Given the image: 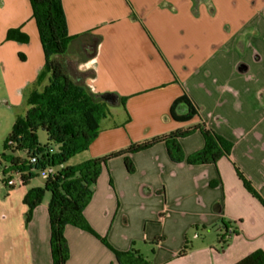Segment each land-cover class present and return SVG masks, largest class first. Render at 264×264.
I'll use <instances>...</instances> for the list:
<instances>
[{
	"label": "crops",
	"instance_id": "0c3cea01",
	"mask_svg": "<svg viewBox=\"0 0 264 264\" xmlns=\"http://www.w3.org/2000/svg\"><path fill=\"white\" fill-rule=\"evenodd\" d=\"M61 6L71 38L64 55L69 73L90 94L117 100L84 161L70 167L200 123L232 145L227 157L208 165L175 162L163 143L128 155L132 173L122 157L108 161L83 211L92 230L113 250L133 247L153 264H236L264 254V0H61ZM32 21L28 0H0V50L29 53L39 42ZM10 30L27 42L7 40ZM183 96L196 115L178 122L169 113ZM186 112L177 108V115ZM179 142L184 158L204 145L199 132ZM48 202L32 210L22 235L0 245V264H52ZM222 222L235 229L225 245L218 243ZM64 237L66 264H119L82 229L66 225ZM185 243L189 251L179 257Z\"/></svg>",
	"mask_w": 264,
	"mask_h": 264
},
{
	"label": "trees",
	"instance_id": "16d2710c",
	"mask_svg": "<svg viewBox=\"0 0 264 264\" xmlns=\"http://www.w3.org/2000/svg\"><path fill=\"white\" fill-rule=\"evenodd\" d=\"M28 1L44 57L43 68L47 84L41 92H35L31 96L24 117L17 120L6 137L5 152L1 156L2 174L16 173L20 185L26 186L31 180L40 177L41 172L59 168L44 180L42 187L31 189L23 201L28 208L25 218V222H28L32 210L42 202L44 194H50L47 211L52 264H66L69 258V249L64 237L66 225L75 226L98 238L113 251L119 264H153L133 247L124 252L113 250L104 238H100L92 230L84 218L83 211L92 198L101 169L108 161L122 157L127 172L132 173L134 167L128 155L160 143L165 145L169 158L175 162L185 161L188 165L215 164L221 157L230 154L232 145L200 123L132 143L124 149L89 160L77 167L66 166L73 156L88 149L97 135L99 122L109 116V106L117 103V100L116 96L110 93L90 94L79 78L69 73L64 55L71 38L67 33L61 0ZM7 40L25 43L27 37L18 30H10ZM118 103L124 106L125 100L119 99ZM180 105L187 107V112L181 116L177 115ZM169 114L175 121L186 122L195 116L196 112L183 96L172 105ZM39 130L46 135L45 144L38 140ZM195 132H199L203 137V148L184 158L179 141ZM237 175L247 191L256 196L250 183L239 171ZM230 226L232 225L222 222L218 234L219 244L225 245L229 241L225 235ZM160 240L154 239L151 244L157 245ZM188 251L189 246L185 243L178 256L183 257ZM236 264H264V254L256 251Z\"/></svg>",
	"mask_w": 264,
	"mask_h": 264
},
{
	"label": "rangeland",
	"instance_id": "374dc122",
	"mask_svg": "<svg viewBox=\"0 0 264 264\" xmlns=\"http://www.w3.org/2000/svg\"><path fill=\"white\" fill-rule=\"evenodd\" d=\"M32 24L35 28L33 21ZM35 47L30 44L29 53L25 50L13 53L12 48L0 50V245L4 247L9 246L10 236L22 235L21 233L24 232L28 212L23 202L25 196L31 189L42 187L44 184V180L37 177L26 186L16 183L15 186L8 187L5 182L16 176L12 173L3 175L1 161V156L5 152L6 137L11 133L17 120L24 117L31 96L35 92H41L47 84V76L43 68L44 57L39 42ZM39 57L41 67L37 71L36 64ZM37 136L41 144L46 143L47 138L43 131L39 130ZM85 157L83 152L77 154L66 163V166H76L82 163ZM58 169V167L54 168L55 171ZM49 198L50 194L45 193L42 201ZM19 238L18 245H20Z\"/></svg>",
	"mask_w": 264,
	"mask_h": 264
},
{
	"label": "built area",
	"instance_id": "2783aa9c",
	"mask_svg": "<svg viewBox=\"0 0 264 264\" xmlns=\"http://www.w3.org/2000/svg\"><path fill=\"white\" fill-rule=\"evenodd\" d=\"M31 161L34 162V159H32ZM54 173H55V170H53V169L50 168V169H47V170L41 172L40 177H41L43 180H45V179H47L49 176L53 175ZM12 174H14V175L16 176V178H9V179L5 182V184H6L8 187H13V186H15L16 183H19V184H20V181H19L18 175H17L16 173H12ZM234 232H235V229L233 228V226H230V227L227 229V231H226L225 238L229 240L230 238L233 237ZM195 237H196V236H195Z\"/></svg>",
	"mask_w": 264,
	"mask_h": 264
}]
</instances>
